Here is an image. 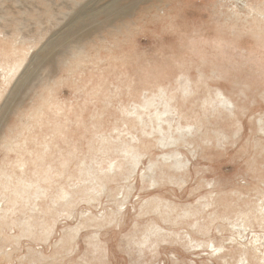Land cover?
Here are the masks:
<instances>
[{"label":"rangeland","instance_id":"rangeland-1","mask_svg":"<svg viewBox=\"0 0 264 264\" xmlns=\"http://www.w3.org/2000/svg\"><path fill=\"white\" fill-rule=\"evenodd\" d=\"M112 1L0 0V264H236V230L247 244L264 232L257 220L231 228L263 201L264 0H136L101 22L126 2ZM198 69L183 99L175 78ZM159 85L201 134L180 139L177 114L170 132L161 114L177 140L160 139L163 105L142 100ZM216 85L236 101L235 134L224 107L205 102ZM118 140L145 151L134 163ZM108 156L121 160L112 178L84 172Z\"/></svg>","mask_w":264,"mask_h":264},{"label":"bare ground","instance_id":"bare-ground-1","mask_svg":"<svg viewBox=\"0 0 264 264\" xmlns=\"http://www.w3.org/2000/svg\"><path fill=\"white\" fill-rule=\"evenodd\" d=\"M114 1H112V2H114ZM116 1H118V0H116ZM243 2H244V4H246V1H243ZM137 4H138V1H136V0H126V2H122V3L121 2L120 3L116 2L114 4H111L106 9L103 8L104 11L102 13H103L104 18L101 20V22H108V21H111V20L120 19V18L126 16L129 13V11H131ZM91 12H90L89 15H87L88 19H90V18H92L93 16H96V15L98 16V14L100 13V10L96 11V12H93V13H91ZM256 12H257L258 16H260V18H261V19L259 18L258 20H262L264 22V10L262 11L261 9L257 8ZM79 24L80 23H78L77 25L71 26L68 29V34L72 30H79V28H80ZM65 39H66V37L62 36L60 38L59 42L61 43ZM57 42H58V40H57ZM52 50H53V44H48L47 43V45L44 48V55H46V57L49 56V54H51ZM205 76H206V74L204 72H201L199 69H198V73H197L195 81H194V79H192V76L188 72L179 73L176 76V78H175V81H176V89L175 90L180 92V95H181V97L183 99H186V97L183 96V93H186V94H188V93L190 94V92L194 93V88L193 87L195 86L196 81L202 80ZM211 90H212V92L205 99V102H208V103H210V102L214 103L215 102V103L221 104L224 107V110H220V111H224V113L226 115H231V116L234 115V112H235L234 109H235V106H236V101L234 100V98L230 94H228L224 88H222V87H220L218 85L213 86L211 88ZM263 93H264V89H263ZM155 96H157L159 98V103H161L163 105L162 110L159 111V110L155 109V112H157L159 114V116L161 114H164V120L167 123V129L169 130V132H170V129L172 128V124H171V122L166 121V119H167L166 117H168L171 114L175 113V114H177L178 117H177V120L175 122V127L174 128H176L178 130H183V132L180 131L181 133L178 134L180 139H183L184 137H186V135H187L186 133H189V134L197 133L198 135L201 134L200 133V127H199L200 123L196 124L194 122H190V119H192L194 117L192 115V113H185L184 110H182L183 108L180 110V112H177L175 110V106L174 105L173 106L170 105V104H172L171 101L173 102L174 100H177V96L176 95H171L170 98L168 99V101H169L168 102L166 97H165V87L163 85H159L158 88H157V91L154 92V93H151V96H149V97L146 96L145 93H143V96H142L143 104L146 105L149 102H153ZM138 116H136V117L138 118L140 123H146L145 120H143L140 116L139 117ZM180 116L182 118H184V123L179 122V117ZM161 118L162 117L160 116V119L156 123L157 128L159 129V131L161 133V138L160 139L161 140H166L168 143L175 142L177 139L172 138L169 133H166V132H164L162 130V128L160 126V122L162 120ZM232 118H234V117L232 116ZM234 119H235L234 120V125H235L236 129L233 132L235 134L242 128V126H241L242 123L240 122V120L238 118H234ZM258 120H261V119L259 118ZM261 127H262V125L259 124V129H262ZM114 135H115V133H114ZM219 135L223 136L224 139L228 138L226 136L227 134L224 133V132H220ZM133 137H134L133 139L136 140V142H137V137H135V136H133ZM199 138L202 139V137H199ZM119 140H118V142H119ZM118 142L114 146L115 150H119V151L123 152V155H126V154L128 155L129 154V156H133L134 157V159H133L134 163L137 162V159H139L141 154H143L142 152L145 151V150L144 151H140L139 148L136 147V144H133L131 142H128V141H127L128 143H123V142L122 143L121 142L118 143ZM96 149L99 150V147L96 148ZM101 156H104V149H102V152L100 153V156H98V157L101 158ZM173 157L174 158L170 160V163L174 164L178 169H183V167L187 165V163L181 162L176 156H173ZM120 161H121L120 159L116 160V158L114 159L112 156H111V158L110 157L109 158L105 157L103 162H100L101 165H99V170H101V171L96 172L92 168L87 167L86 168L87 171L84 170V172L89 173V174L90 173L94 174V172H95V174H97V177L100 180L103 179V178L104 179H106V178L110 179L114 175H110L109 171L112 170V169H115L116 167H120V165H119ZM147 162H148L147 169L150 171V170H152V166L155 165V161L149 158ZM260 181H262V180H260ZM103 183L104 182L101 183L102 186H103ZM253 188L254 187H252V189ZM260 188H261V186H260ZM263 189L264 188H261V190H260L262 198H263V201L261 200V202L258 205L256 204V206L254 204L255 210L254 211L252 210L253 212L250 211V214L249 213L241 214L243 212H240V214L243 217L240 216L242 218H240L239 221L232 223L231 224V228H236L237 229L239 227H242V229H245V227L250 225L252 220H257V221H255V222H257V224H259L261 222H264V190ZM212 191H214L213 188H211V192ZM256 195H257V193H256ZM237 212H239V211H237ZM49 226L50 225L48 223H45L43 225L42 232H44V233L47 232ZM236 226H238V227H236ZM236 231H237V234H239L240 237H241L240 241L238 240V242L237 241L235 242L236 244H238V246L236 248L237 252H238V259L236 260V264H264V248H263L264 247V245H263V243H264V232L262 234L253 233L252 236H251L253 241H250L247 244L246 242L243 241L244 234L241 233V230L237 229ZM217 248H219V249H217ZM214 249H217L216 256H218L219 259L224 260L223 257L225 256V252L222 251V245H219L218 247H216ZM231 250H233V249L231 248ZM249 255H251V256H249ZM224 262H225V260H224ZM226 262L224 264H229V263H226Z\"/></svg>","mask_w":264,"mask_h":264}]
</instances>
